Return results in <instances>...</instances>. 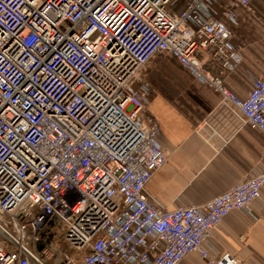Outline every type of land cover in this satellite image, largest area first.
<instances>
[{"label": "built area", "instance_id": "1", "mask_svg": "<svg viewBox=\"0 0 264 264\" xmlns=\"http://www.w3.org/2000/svg\"><path fill=\"white\" fill-rule=\"evenodd\" d=\"M251 1L219 15V0H0V264H180L192 252L241 264L204 243L231 212L257 219L264 174L203 205L158 204L146 188L169 155L141 76L169 56L264 135V77L246 97L225 82L244 58L236 8ZM207 125L196 131L210 140ZM57 221L77 253L54 243Z\"/></svg>", "mask_w": 264, "mask_h": 264}, {"label": "crops", "instance_id": "2", "mask_svg": "<svg viewBox=\"0 0 264 264\" xmlns=\"http://www.w3.org/2000/svg\"><path fill=\"white\" fill-rule=\"evenodd\" d=\"M230 1L219 0V15ZM236 11L233 42L244 58L225 75V82L238 96L246 97L253 80L264 77V0H252ZM165 57L154 58L145 68L152 86L147 114L159 124L158 142L169 155L147 185V193L169 209L203 205L242 180L264 174V135L251 125H242L219 104L218 93L175 59ZM219 69L213 67V72L219 74ZM203 121L209 125L206 128L217 131L210 140L196 131ZM251 208L257 219L234 211L211 229L204 246L212 258L230 253L241 264H264V188ZM180 264L210 263L199 252H192Z\"/></svg>", "mask_w": 264, "mask_h": 264}, {"label": "rangeland", "instance_id": "3", "mask_svg": "<svg viewBox=\"0 0 264 264\" xmlns=\"http://www.w3.org/2000/svg\"><path fill=\"white\" fill-rule=\"evenodd\" d=\"M166 58V57H165ZM169 58V57H168ZM157 60H159V58H157L155 61H154V63L155 62H157ZM153 61V60H152ZM151 61V62H152ZM173 61V60H172ZM153 63V64H154ZM153 64H151L149 67H151V66H153ZM146 68V67H145ZM147 72H148V70H147ZM146 72V69L144 70V72H143V75L141 76V79H143V80H147L148 82H149V80H148V78H147V75L145 74V73H147ZM187 77L188 78H190V80L192 81V77L190 76H188L187 75ZM159 80V79H158ZM159 81H163V80H159ZM167 81V80H166ZM193 82V81H192ZM150 83V82H149ZM48 231H50V233L52 234V236H53V239H54V243H56V241H57V243L59 244V245H57V246H62V248H64V249H67V251H70L71 253H73V251L75 250L73 247H71V246H67V245H65V244H63L62 242H61V240H62V233H63V224L61 223V221H57L56 223H54V225L53 226H51V227H49L48 229H47ZM66 246V247H65Z\"/></svg>", "mask_w": 264, "mask_h": 264}]
</instances>
